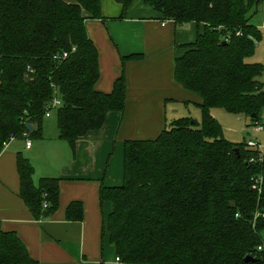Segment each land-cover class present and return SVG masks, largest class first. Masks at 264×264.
<instances>
[{"label": "trees", "instance_id": "1", "mask_svg": "<svg viewBox=\"0 0 264 264\" xmlns=\"http://www.w3.org/2000/svg\"><path fill=\"white\" fill-rule=\"evenodd\" d=\"M112 1L122 7L119 20L134 2ZM143 3L163 21L203 26L173 67L174 82L200 99L201 122L180 118L155 139L124 141L122 184L99 190L100 202L112 206L104 226L109 243L123 264H264V252L255 256L264 244V155L249 163L244 142L226 140L210 114L217 108L261 120L263 66L246 59L261 40L249 12L264 0ZM89 20H102L100 0H0V150L23 134L41 139L54 98L61 103L53 111L58 139L72 151L110 112H123V72L110 93L94 88L98 52L86 31ZM120 60L123 66L142 55ZM15 166L18 196L33 218L50 217L58 208V179L35 184L33 167L20 153ZM255 179L262 181L260 193L252 189ZM66 218L81 220V204L71 203ZM247 256L256 262L244 263ZM0 264L39 263L15 233L0 230Z\"/></svg>", "mask_w": 264, "mask_h": 264}, {"label": "crops", "instance_id": "2", "mask_svg": "<svg viewBox=\"0 0 264 264\" xmlns=\"http://www.w3.org/2000/svg\"><path fill=\"white\" fill-rule=\"evenodd\" d=\"M100 8L102 20L86 22L88 37L98 52L99 79L94 88L110 93L123 72V112H110L101 129L77 140L74 151L58 139L55 121H43L41 139H13L0 150V230L15 233L39 264H123L115 261V249L104 231L112 206L100 202V187L122 184L124 141L155 139L166 128L169 115L189 112L191 105L199 109L201 103L174 82L173 67L184 45L202 33V25L163 21L143 0H134L121 20L120 4L100 0ZM133 54L142 55V60L122 66L120 58ZM18 153L33 167L35 184L41 178L59 181L58 208L48 218H33L18 196ZM71 203L81 204V220H67Z\"/></svg>", "mask_w": 264, "mask_h": 264}, {"label": "rangeland", "instance_id": "3", "mask_svg": "<svg viewBox=\"0 0 264 264\" xmlns=\"http://www.w3.org/2000/svg\"><path fill=\"white\" fill-rule=\"evenodd\" d=\"M250 20L249 22L256 26L261 33V40L256 43L255 51L252 57L246 59V62L249 64H260L263 66L262 75L258 78V81L262 84L264 92V28L261 27L262 19L264 18V3L259 4L257 7H254L249 12ZM182 109V107H179ZM175 117L169 115L166 120V128L169 124L180 118H190L196 122H201V114L199 109L194 106H189V112L180 110ZM211 116L219 123L222 129L223 137L231 143L237 144L242 143L248 140L264 139V131L260 134H250L247 135L246 129L251 125L249 118L244 116H233L227 114L221 109L214 108L211 110ZM263 122H264V110L262 112ZM55 116L54 112L51 113L49 118H45L44 122L54 123ZM57 129V128H55ZM57 131V130H56Z\"/></svg>", "mask_w": 264, "mask_h": 264}, {"label": "built area", "instance_id": "4", "mask_svg": "<svg viewBox=\"0 0 264 264\" xmlns=\"http://www.w3.org/2000/svg\"><path fill=\"white\" fill-rule=\"evenodd\" d=\"M261 27L264 28V18L262 19L261 22ZM63 57H65V54L63 55ZM61 105L60 100L57 98H54L52 100V102L47 106V110L45 113V118L50 117L51 113L58 108ZM247 135L252 134H260L264 131V122H263V117L261 116V120L260 121H255V122H251V125L248 129L245 130ZM27 134H23V138H26ZM27 139V138H26ZM256 140H248L244 142V149L249 151L251 153V157L249 158L248 162L249 163H255L256 161H262V157L264 155V139H258L255 138ZM13 140L10 139L8 142H5L2 144V149L6 148L8 143ZM25 146L27 148L30 147V141L27 140L25 142ZM254 185L252 186L253 190H256L260 193V185H261V180L260 179H255L253 180ZM258 215H256L255 217H257ZM264 218V215H262ZM255 256L257 254H260L261 252H264V244H260L258 247H256L255 249ZM254 256V257H255ZM253 257V258H254ZM116 262H120L119 259L116 257L115 259Z\"/></svg>", "mask_w": 264, "mask_h": 264}, {"label": "water", "instance_id": "5", "mask_svg": "<svg viewBox=\"0 0 264 264\" xmlns=\"http://www.w3.org/2000/svg\"><path fill=\"white\" fill-rule=\"evenodd\" d=\"M26 81H28V78H25ZM252 118H254V116H252ZM27 129H28V132H31L32 130V126L31 125H27ZM235 153L238 154V149H234ZM255 259H253L252 257L250 256H247L244 258V263H255Z\"/></svg>", "mask_w": 264, "mask_h": 264}]
</instances>
